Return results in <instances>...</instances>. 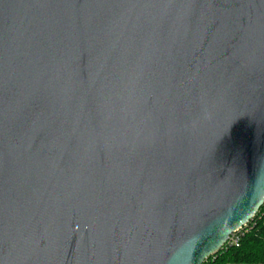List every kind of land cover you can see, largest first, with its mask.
<instances>
[{
    "label": "water",
    "instance_id": "water-1",
    "mask_svg": "<svg viewBox=\"0 0 264 264\" xmlns=\"http://www.w3.org/2000/svg\"><path fill=\"white\" fill-rule=\"evenodd\" d=\"M264 205V0H0V264H204Z\"/></svg>",
    "mask_w": 264,
    "mask_h": 264
},
{
    "label": "trees",
    "instance_id": "trees-1",
    "mask_svg": "<svg viewBox=\"0 0 264 264\" xmlns=\"http://www.w3.org/2000/svg\"><path fill=\"white\" fill-rule=\"evenodd\" d=\"M255 217L256 225L245 235L238 248L220 250L204 264H260L264 263V205ZM259 218V216H261Z\"/></svg>",
    "mask_w": 264,
    "mask_h": 264
},
{
    "label": "built area",
    "instance_id": "built-area-1",
    "mask_svg": "<svg viewBox=\"0 0 264 264\" xmlns=\"http://www.w3.org/2000/svg\"><path fill=\"white\" fill-rule=\"evenodd\" d=\"M258 214L259 213H257L256 216ZM255 217L252 220H250L247 224H245L242 227H240L237 230H235L230 235L228 241L226 242V244L223 246V248L221 250H225L226 251V250H229L231 248H238V247H240L241 244H242V240L245 237V235L256 225V221L254 222ZM261 217H262V215L259 216V218H261ZM216 254H214L212 256H215ZM215 258H216V256H215ZM260 264H264V263H260Z\"/></svg>",
    "mask_w": 264,
    "mask_h": 264
}]
</instances>
